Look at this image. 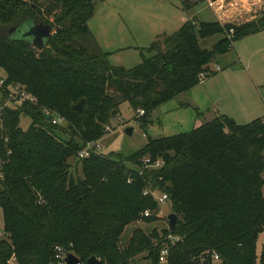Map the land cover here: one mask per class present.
Masks as SVG:
<instances>
[{
  "label": "trees",
  "instance_id": "obj_1",
  "mask_svg": "<svg viewBox=\"0 0 264 264\" xmlns=\"http://www.w3.org/2000/svg\"><path fill=\"white\" fill-rule=\"evenodd\" d=\"M94 3L0 0V89L4 95L18 83L33 97L0 104V264H47L55 246L83 264L89 255L102 264H136L143 251L151 264H264V242L256 250L264 228V115L238 123L220 113L188 131L148 136L127 155L75 156L104 133L122 101L144 109L135 118L145 128L157 105L198 83L200 71H215L218 54L264 29V8L242 22L188 18L124 68L108 62L87 26ZM26 20L52 27L44 47L6 34L9 23ZM213 33L221 37L202 47L199 39ZM52 113L64 122L52 123ZM20 114L29 118L24 128ZM158 158L162 164L153 166ZM146 188L167 193L174 226L147 232L136 225L123 241L127 223L159 217ZM145 209L151 213L142 215ZM168 232L180 239L168 241L161 261Z\"/></svg>",
  "mask_w": 264,
  "mask_h": 264
},
{
  "label": "rangeland",
  "instance_id": "obj_2",
  "mask_svg": "<svg viewBox=\"0 0 264 264\" xmlns=\"http://www.w3.org/2000/svg\"><path fill=\"white\" fill-rule=\"evenodd\" d=\"M186 1L94 0L93 12L87 19V26L99 47L107 53L108 62L127 68L141 61L142 52L148 54L146 47L155 35L173 32L181 25L184 16L191 17L192 14H196L201 19L213 20L218 13L221 20L232 19L242 22L258 16L264 8V0H225L219 11L210 8L205 0H190L191 5H187ZM51 19L50 16L49 20ZM12 25L9 23L7 27ZM219 37L221 33H213L200 38L199 43L202 47L209 48ZM238 56L244 65L248 62L250 67L247 68L246 65L243 67L242 62H238ZM217 59L223 69L217 72V75H211L214 78H209L210 75L207 77V80L215 79L210 83L209 91L213 88L214 93L208 96L209 100L205 93L207 91L201 87L202 84H197L195 85L197 91L193 97L187 96L186 99L185 96H175L157 105L147 116L150 122L145 128L135 118V109L129 102L122 101L117 107V112L108 122L109 129L96 139L100 144L97 152L127 155L143 147L148 136L156 137L188 131L194 126L197 107L202 111L199 115L214 114L213 101L238 123L248 122L253 117L263 114L264 30L235 40L234 46L218 55ZM254 60L256 61L253 66ZM211 64L213 65L214 62ZM3 77L4 72L0 67V78ZM191 92H194L193 88ZM188 94L187 92L184 95ZM13 98L16 97L3 95L0 89V104L6 102L8 105H13L16 102ZM186 100L189 102L180 105ZM28 122L27 115H19V125L22 128L26 127ZM126 128H131V132L127 133ZM68 160L71 167H76L78 173L79 165L76 159L69 157ZM158 206L157 219L127 223L120 233L121 240L124 241L129 237L136 225L147 232L153 228L160 232L162 228L168 226L167 215L173 212L171 202L166 199ZM263 242L264 228L259 232L256 241L258 252ZM145 254L146 252L143 251L136 256V264H151ZM8 264H15L13 258L8 260Z\"/></svg>",
  "mask_w": 264,
  "mask_h": 264
},
{
  "label": "built area",
  "instance_id": "obj_3",
  "mask_svg": "<svg viewBox=\"0 0 264 264\" xmlns=\"http://www.w3.org/2000/svg\"><path fill=\"white\" fill-rule=\"evenodd\" d=\"M207 5L214 9L215 11H219L218 9H221L224 5V1L225 0H205ZM218 16V13H217ZM218 20H220L221 22H233L232 19H222L221 17L218 16ZM237 21V20H234ZM230 31H232V28H230ZM219 66L215 65L213 67V69H218ZM210 73V70H203L200 71L199 75L201 77V80L206 78V76ZM4 79L0 78V86L3 84ZM5 94L8 97H16L17 100H23V99H28V100H32L33 97L32 95H29L18 83H11L7 86L6 90H5ZM6 102H3L1 105H5ZM47 112V111H45ZM144 113V109L143 108H137L136 109V116H139L141 114ZM49 114V113H48ZM263 123H264V116H263ZM50 121L52 123H63L64 119L57 115L51 114L50 116ZM109 129L108 124L105 125V130ZM100 147V144L97 142V140H87L84 141V143L81 144V146L77 149L75 156L77 158H81V157H85L87 155H89L90 153H98L97 150ZM144 162H148L149 158L145 157ZM162 164V160L160 158H158L152 165L153 166H160ZM150 166V164H147ZM151 165V166H152ZM1 175V172H0ZM144 193L149 192L151 193V195H153V197L155 198V200L158 202V204L163 203L166 199H168L167 193L164 191H160L157 193V190L155 189H144L143 190ZM151 213V211L149 209H145L142 213V215H149ZM158 213V211H157ZM166 240L163 241V243L161 244L160 247V251H159V259L161 261H163L165 259V256L168 252V241L170 243H173L174 241L180 239V235L178 234H173L171 232L166 233L165 235ZM66 252L60 248V246H55L54 247V251L52 254V257L48 260L47 264H65V257ZM214 258H218V254L216 252L213 253ZM77 264H83V262L81 260H79L77 262Z\"/></svg>",
  "mask_w": 264,
  "mask_h": 264
},
{
  "label": "water",
  "instance_id": "obj_4",
  "mask_svg": "<svg viewBox=\"0 0 264 264\" xmlns=\"http://www.w3.org/2000/svg\"><path fill=\"white\" fill-rule=\"evenodd\" d=\"M50 26L45 22L26 20L18 23H14L12 26L6 28V34L12 38H23L31 46L40 49L46 45L48 36L50 35ZM82 101L74 104V107L80 110ZM44 117H48V112H43ZM127 133L131 132V128H126ZM177 214L173 211L168 213V226L172 228L174 226ZM2 229H0V232ZM65 264H77L78 257L72 252H66ZM87 264H102L100 259L94 255H89L85 259Z\"/></svg>",
  "mask_w": 264,
  "mask_h": 264
},
{
  "label": "crops",
  "instance_id": "obj_5",
  "mask_svg": "<svg viewBox=\"0 0 264 264\" xmlns=\"http://www.w3.org/2000/svg\"><path fill=\"white\" fill-rule=\"evenodd\" d=\"M188 1L192 4V2H191L190 0H188ZM94 4H95V3H94ZM188 5H189V4H188ZM214 14H215V13H214ZM194 16H196L197 19L204 20V19L199 18L196 14H192L191 17H190V16H189V17H185V16H184V17L182 18L181 21L184 22L186 19H188V18H192V17H194ZM215 16H216V19H218V17H217L216 14H215ZM213 20H215V19H213ZM181 24H182V23H181ZM262 30H264V29H261V30L255 32V33L261 32ZM255 33H251V34H255ZM251 34H248V35H251ZM157 35H158V34H157ZM157 35H155L154 37L156 38ZM248 35H245V36H248ZM245 36H243V37H245ZM154 37H153V39H155ZM153 39H152V40H153ZM213 43H214V42H213ZM236 52H237V51H236ZM220 54H222V53H220ZM220 54H218V55H220ZM218 55H217V56H218ZM217 56H216V62H214L213 67H214L215 65L220 66V65H219L220 63H219V61H218V59H217ZM255 61H256V60H254V62H253V66H254V64H255ZM238 62H239V63L242 62L239 56H238ZM227 65H228V64H227ZM245 65H246L247 68L250 67V65L248 64V62L245 63ZM245 65H244V63L242 62V66L245 67ZM229 67H231L232 69L234 68V67H232V66H229ZM221 69H223L222 66H220L218 69H215V71H214L212 74H210V77H209V78H212L213 76L217 75V74H218L217 72L221 71ZM252 71H254V70H252ZM252 71H250V73H251ZM213 74H214V75H213ZM211 75H213V76H211ZM207 77H208V76H207ZM207 77L204 78V79H202V80H200V81H199L198 83H196L195 85H197V84H202L201 87H202L205 91H207V92H205V91L203 90V91L207 94V98H208V100H209V97H208V96H210L211 94L214 93V90H213L212 87H211V88H212L211 91H209V90H210V83L213 82V81H211V80H215V79H209V78H208V80H207ZM213 78H214V77H213ZM204 82H205V84L203 85ZM195 85H193V86H191L190 88H188V89H186V90L180 92V93L177 94L176 96H185L186 99H187V96H188V97L190 96V98L193 97L194 94H195V92L197 91V89H196L197 87H196ZM192 88H193V90H194L193 93L191 92ZM208 91H209V92H208ZM187 92H188L189 94H188V95H184V94H187ZM174 97H175V96H174ZM188 102H189V100L183 101V102L180 103V105H182V103H188ZM200 103H201V102H200ZM201 107L204 108V106H201ZM212 111L214 112V114H213V113H209V116H202V114L199 115V113H201L202 111L199 110V108L197 107V110H196L197 114H196V116H195V118H194V126H193V127L199 125L201 122H203V121H205V120H208V119H210V118H212V117H214V116H216V115H218V114H220V113L227 114L228 116L230 115V114H228L227 111L222 110V108H220L219 106H216L215 101L212 102ZM263 114H264V113H263ZM263 114H260V115H258V116H262ZM232 115H233V114H232ZM258 116H255V117H258ZM230 117H232V116L230 115ZM255 117H253V118H255ZM253 118H252V119H253ZM252 119H251V120H252ZM181 132H183V131H181ZM177 133H178V132H177ZM263 187H264V185H263ZM263 194H264V190H263ZM126 239H127V238H126ZM126 239H125V240H126Z\"/></svg>",
  "mask_w": 264,
  "mask_h": 264
}]
</instances>
